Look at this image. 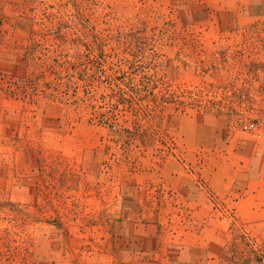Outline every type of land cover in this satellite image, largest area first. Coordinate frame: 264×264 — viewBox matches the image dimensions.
<instances>
[{
  "label": "rangeland",
  "instance_id": "rangeland-1",
  "mask_svg": "<svg viewBox=\"0 0 264 264\" xmlns=\"http://www.w3.org/2000/svg\"><path fill=\"white\" fill-rule=\"evenodd\" d=\"M261 141L264 0H0V264H264Z\"/></svg>",
  "mask_w": 264,
  "mask_h": 264
},
{
  "label": "crops",
  "instance_id": "crops-1",
  "mask_svg": "<svg viewBox=\"0 0 264 264\" xmlns=\"http://www.w3.org/2000/svg\"><path fill=\"white\" fill-rule=\"evenodd\" d=\"M261 147H262V149L264 148V142L261 143L260 148ZM258 153L259 154H257L256 160L259 161V165L261 167V170H264V154H262L260 152H258ZM262 179H264V177H262ZM226 183L228 184L229 192L230 191H232V192H237L238 191V189L235 190L236 186L234 184V180L231 177L227 178ZM263 186L264 185L259 186V187H261V190L264 189ZM248 189L250 190L252 188H248ZM258 207H260V206H258V204H256V202H250V201H246L244 203H241V205L239 206L241 212L243 214L246 213L247 214V218H249L251 220H255V219H257V217H259V216L261 217L262 215H264V210H263V212L261 214L257 211Z\"/></svg>",
  "mask_w": 264,
  "mask_h": 264
},
{
  "label": "built area",
  "instance_id": "built-area-1",
  "mask_svg": "<svg viewBox=\"0 0 264 264\" xmlns=\"http://www.w3.org/2000/svg\"><path fill=\"white\" fill-rule=\"evenodd\" d=\"M259 123L256 120H249V122L245 123L242 125V128L244 129V131L247 132H255V133H259L260 129H259Z\"/></svg>",
  "mask_w": 264,
  "mask_h": 264
}]
</instances>
